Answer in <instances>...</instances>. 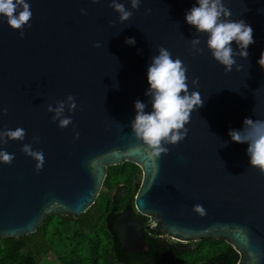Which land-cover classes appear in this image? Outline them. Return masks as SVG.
<instances>
[{
  "label": "water",
  "instance_id": "95a60500",
  "mask_svg": "<svg viewBox=\"0 0 264 264\" xmlns=\"http://www.w3.org/2000/svg\"><path fill=\"white\" fill-rule=\"evenodd\" d=\"M27 2L33 15L22 38L0 16V106L8 110L0 130H26L24 141L0 145L15 156L11 165L0 163V239L33 235L53 215L85 214L107 168L128 162L141 172L134 211L148 219L151 231L180 243L222 239L241 255L238 264H264V175L251 167L248 145L228 135L242 130L246 118L264 119V69L258 64L264 0H225L230 18L250 25L254 39L247 59L236 58L241 70L229 73L212 58L206 33L198 34L202 51L189 44L196 28L185 14L196 0H142L136 10L119 0L133 11L123 23L109 0ZM126 38L136 43L130 46ZM159 47L187 66L189 91H198L204 105L191 113L186 138L151 161L133 151L142 142L131 133V122L135 101L152 110L147 68ZM232 47L238 51L235 42ZM68 95L77 109L65 111L72 124L62 129L46 106ZM74 130L80 133L75 141ZM33 136L40 142L32 148L45 159L39 172L20 151ZM195 204L206 209L204 217L192 211ZM144 229L131 210L114 223L122 249L131 254L148 250Z\"/></svg>",
  "mask_w": 264,
  "mask_h": 264
},
{
  "label": "clouds",
  "instance_id": "9594fccd",
  "mask_svg": "<svg viewBox=\"0 0 264 264\" xmlns=\"http://www.w3.org/2000/svg\"><path fill=\"white\" fill-rule=\"evenodd\" d=\"M93 3L99 0H92ZM142 0H128L132 10L139 8ZM198 6H193L185 14V21L195 26L196 33L189 40L192 50L202 51L199 47L201 41L198 34L206 33V47L212 58L221 66L225 73L235 67L240 71L242 65L237 63V57L247 59V48L254 43L253 29L244 20H232L231 10L226 7L225 0H196ZM109 7L118 13L119 22L129 21L133 11L125 7L119 0H109ZM150 9L146 10L150 12ZM81 15H87L85 9H80ZM30 3L27 0H0V16L6 19L7 25L12 30H18L20 37L24 29L31 27L32 18ZM112 23L111 21L109 22ZM178 24V23H177ZM232 42L238 48L234 50ZM125 43L134 45L135 38H126ZM95 47H100L97 42ZM158 54L151 58L147 68V82L149 88L145 95L150 97L152 110L146 112L147 105L140 100L134 102L136 115L131 122V133L142 142V147H134L133 151L141 152L146 159L158 161L162 155H167L169 148L166 145H176L183 141L188 133L185 127L191 119V113L204 105L198 91H189L187 66L180 58H172V54L164 47L157 49ZM264 69V53L258 60ZM192 86L198 87L197 79L191 81ZM77 109L75 97L68 95L64 100H57L55 106L49 104L46 111L52 113V121H58V127L66 128L72 124L71 115L65 116V111L72 113ZM7 108L0 106V118L7 114ZM231 141L246 143V153L251 167L256 168L264 175V119L243 121L242 130H230L228 133ZM80 133L73 132V140L79 139ZM26 130L17 127L15 130H0V145L9 141H24ZM40 138L33 136L30 143H24L20 151L35 161V171L39 172L44 163L42 150H34L32 144L39 143ZM221 146H227L226 143ZM15 156L0 148V163L11 165ZM158 170V169H157ZM155 175V171H154ZM192 211L204 217L206 209L201 204L192 206Z\"/></svg>",
  "mask_w": 264,
  "mask_h": 264
},
{
  "label": "trees",
  "instance_id": "16d2710c",
  "mask_svg": "<svg viewBox=\"0 0 264 264\" xmlns=\"http://www.w3.org/2000/svg\"><path fill=\"white\" fill-rule=\"evenodd\" d=\"M141 179L140 169L125 162L107 168L95 203L80 216L53 215L29 236L0 239V264H238L241 255L222 239L181 244L157 235L148 219L134 211L133 199ZM133 211L145 226L146 252L122 249L115 220ZM55 223L51 226L52 219ZM51 226V227H50Z\"/></svg>",
  "mask_w": 264,
  "mask_h": 264
},
{
  "label": "flooded vegetation",
  "instance_id": "af4514ba",
  "mask_svg": "<svg viewBox=\"0 0 264 264\" xmlns=\"http://www.w3.org/2000/svg\"><path fill=\"white\" fill-rule=\"evenodd\" d=\"M148 223V222H147ZM155 233H157V232H155ZM157 235H162L163 237H167V238H170V237H168V236H166V235H163V234H161V233H157ZM170 240H172L171 238H170ZM172 241H174V240H172ZM174 242H177V241H174ZM178 243H180V242H178ZM190 242H187V243H181V244H189Z\"/></svg>",
  "mask_w": 264,
  "mask_h": 264
},
{
  "label": "rangeland",
  "instance_id": "374dc122",
  "mask_svg": "<svg viewBox=\"0 0 264 264\" xmlns=\"http://www.w3.org/2000/svg\"><path fill=\"white\" fill-rule=\"evenodd\" d=\"M54 223H55V219L53 218V219H52V222L50 223V225L52 226ZM51 226H50V227H51ZM166 238H167V237H166ZM40 264H44V263L40 262Z\"/></svg>",
  "mask_w": 264,
  "mask_h": 264
}]
</instances>
